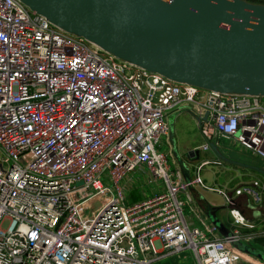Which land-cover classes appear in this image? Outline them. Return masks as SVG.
I'll list each match as a JSON object with an SVG mask.
<instances>
[{
    "label": "built area",
    "instance_id": "1",
    "mask_svg": "<svg viewBox=\"0 0 264 264\" xmlns=\"http://www.w3.org/2000/svg\"><path fill=\"white\" fill-rule=\"evenodd\" d=\"M183 109L206 114L198 128L208 142L213 132L264 161V97L173 82L0 0V225L9 223L0 264H151L185 250L195 264H238L229 242L247 241L239 232L253 226L234 211L232 239L190 226L186 185L157 150L166 118ZM203 165L190 185L206 190ZM136 166L164 190L125 205L117 184ZM104 182L113 198L83 218L81 208L109 190ZM263 193L252 181L233 196L258 205Z\"/></svg>",
    "mask_w": 264,
    "mask_h": 264
},
{
    "label": "water",
    "instance_id": "2",
    "mask_svg": "<svg viewBox=\"0 0 264 264\" xmlns=\"http://www.w3.org/2000/svg\"><path fill=\"white\" fill-rule=\"evenodd\" d=\"M63 31L82 37L112 56L173 82L219 93L264 97V6L242 0H18ZM187 109L168 116V143L186 191L214 231L232 239L215 218L216 209L194 191L186 166L174 148L172 120ZM200 130V129H199ZM216 153L213 145L204 141ZM193 151L189 156L196 155ZM239 189V188H238ZM226 193L222 209L236 212L245 222L238 196ZM247 207H250L246 204ZM260 207L252 208L259 213ZM257 217V216H256ZM239 253L264 255L232 239Z\"/></svg>",
    "mask_w": 264,
    "mask_h": 264
},
{
    "label": "crops",
    "instance_id": "3",
    "mask_svg": "<svg viewBox=\"0 0 264 264\" xmlns=\"http://www.w3.org/2000/svg\"><path fill=\"white\" fill-rule=\"evenodd\" d=\"M246 3L253 4V5H260L264 6V0H242ZM187 116L185 113L180 116H176L173 120L172 126L174 125V132H176V128L178 127L183 119H187ZM192 121V117L190 118ZM195 121H193L194 123ZM192 123V124H193ZM195 127L198 128V126L194 123ZM173 130V129H172ZM199 135L203 138L205 141L202 133H207V129L201 133L199 130ZM209 141L213 145V148H215L216 153H214L211 150L212 154V161L203 160L200 161L195 167L194 165H190L193 162L199 161L197 158L199 156L198 151H202L199 149L201 146H196L192 143L190 145H183L181 143H178L177 141V149L181 150V153L185 154L186 151V168L188 170L189 174V180H193L196 176V168L203 162H207V165H203L200 167L197 176L200 178L203 185L206 187L205 189H200L197 186H192L194 191L207 203V205L210 208L216 209L214 212L215 218L218 220V222L229 232L232 231V224H231V218L228 214V211L222 209V204L219 203V200H222V203L225 202L223 198L217 194L216 190L222 191V192H232L234 189H240L243 186L250 185L252 181H259L264 183V161L250 152L245 151L244 149L240 148L233 140H223L220 139L217 135H215L213 132L210 133ZM176 135V134H175ZM166 149L164 150V154L167 155L170 159L171 164L176 162L174 161V158L172 157L171 153V147L166 143ZM237 145V146H236ZM234 146V147H231ZM197 149V154L189 156L188 153L193 152ZM209 149V148H208ZM207 149V150H208ZM231 149L233 151H231ZM206 151V150H205ZM263 163V164H262ZM209 165H212L216 167L214 171V180L213 185L218 188H210L205 185L204 179L201 178L199 172ZM194 168V169H193ZM193 170L189 173V171ZM105 183V182H104ZM106 185H103L102 187L106 190L105 194L103 195V198L99 197L95 201V209L100 205L101 202L105 201L106 199H112L113 198V192L112 190ZM118 188L120 189L123 197V202L125 205H131L137 202H141L143 200H146L150 198L153 195L159 194L163 192L164 188L161 183V181L153 176L149 171L144 169L141 166H136L131 172L126 173L121 177V179L118 181ZM211 189V191H209ZM205 192L211 193V195L215 196L216 198L211 197L210 195H206ZM240 195V194H239ZM234 197V196H233ZM246 201L243 196H238V204L241 205V210L245 214L246 217H253V219L250 222H247L253 226L251 230L248 229H241L242 234L249 236V239L247 241L240 242L243 247L247 249H251L252 251L256 253H261L264 255V193L262 195V201L260 204L255 205L252 203V201L246 197ZM100 199V200H99ZM100 202H99V201ZM246 204L252 208H258L260 207L259 213H255L252 211L250 207H247ZM187 215H185V219L187 223L190 226H206L211 227V224L208 222V220L205 218V216L201 213V211L194 205L192 202L191 210L188 211L187 209ZM257 216V217H256ZM214 236L216 238H221L218 231H214ZM232 248V247H231ZM233 249V248H232ZM236 251L235 249H233ZM237 252V251H236ZM240 256L238 264H264L260 259H258L253 254L248 253H239ZM169 257V256H168ZM189 260L188 256H177L174 258L172 255H170L169 260H167L164 264H187Z\"/></svg>",
    "mask_w": 264,
    "mask_h": 264
},
{
    "label": "rangeland",
    "instance_id": "4",
    "mask_svg": "<svg viewBox=\"0 0 264 264\" xmlns=\"http://www.w3.org/2000/svg\"><path fill=\"white\" fill-rule=\"evenodd\" d=\"M182 114H184V113H180V116ZM186 115H188V114H186ZM174 118H173V120H174ZM190 118L191 117L187 116L186 121H185V119H183L182 122L179 125L177 124L178 127L176 128V132H174V125H176V123L171 127L173 129L172 130V132H173L172 134H173L175 153H176L177 157L179 158V160H181L185 166H187L185 163L187 161L186 154H187L188 151H186L185 154L183 153V155H182L181 150L177 149V141H178V143H181L183 145H188L189 146L190 143H192V144H194V145H196L198 147L201 146L204 143L203 138L199 135L198 128L195 127V125H193L195 123V122L193 123L194 120L192 121ZM173 120H172V124H173ZM166 123L168 124V118H166ZM167 142H168V139H165L164 137H161L160 140H159V143H158L157 150L159 152L164 153V150L166 149V145H167L166 143ZM231 147H234V146H231ZM194 151H197V149L194 150ZM231 151H233V150L231 149ZM198 152H199L198 153L199 156H198L197 159L199 161L193 162L190 165H194V167H195L200 161H203V160L212 161L213 157H212L210 148L208 150H206V151H198ZM174 161L176 162L175 159H174ZM168 163H169V167H170V169L172 171H174L175 169H178L177 163L176 164L175 163L171 164L170 159L168 160ZM215 169H216V167H214L212 165H209L207 167H204L199 172L201 178L204 179V181H205L204 183H205V185L207 187L218 188V187H215V185H213V183H212L213 180H214V171H215ZM190 172H192L191 174L193 175V170L189 171V173ZM103 185H106V184L103 183ZM107 186L110 187L109 185H107ZM205 194L206 195H210L213 198H216L215 196L211 195V193H209V192H205ZM180 199L183 200V197L181 195H180ZM95 201L94 202H90V203L86 204L84 207L81 208V214H82L83 218L86 219V218L90 217V214H91L92 210L95 208ZM219 203L222 204V206H224V203H222V200H219ZM182 211H183L184 215L188 214L187 213V207H183ZM8 227H9V223L6 222V221L2 222L1 225H0V228L2 229V231L7 230ZM171 255L174 258H176L177 256H179V257L188 256L189 260H188L187 264H195L194 259H193L192 255L190 254V252L188 250L182 251L181 253H178V254H171ZM168 256L170 257V255H168ZM168 256H166L165 258L160 259L158 261H155V262H153L151 264H164V263L167 262V260H169Z\"/></svg>",
    "mask_w": 264,
    "mask_h": 264
},
{
    "label": "trees",
    "instance_id": "5",
    "mask_svg": "<svg viewBox=\"0 0 264 264\" xmlns=\"http://www.w3.org/2000/svg\"><path fill=\"white\" fill-rule=\"evenodd\" d=\"M239 234H240V236H243V237L246 236V235H243V234H242V231H240Z\"/></svg>",
    "mask_w": 264,
    "mask_h": 264
}]
</instances>
